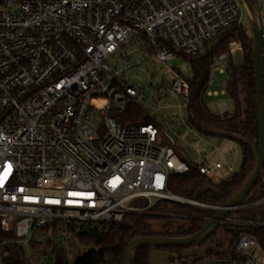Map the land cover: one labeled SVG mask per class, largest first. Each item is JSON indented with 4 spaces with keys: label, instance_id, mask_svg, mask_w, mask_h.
I'll use <instances>...</instances> for the list:
<instances>
[{
    "label": "built area",
    "instance_id": "2783aa9c",
    "mask_svg": "<svg viewBox=\"0 0 264 264\" xmlns=\"http://www.w3.org/2000/svg\"><path fill=\"white\" fill-rule=\"evenodd\" d=\"M243 10L240 0H0L1 231L13 233L28 252L30 244L54 234L52 227L106 226L127 215H149L160 201L221 210L174 197L168 185L190 167L213 187L230 180L241 165L238 154L242 162L236 142L220 139L192 166L174 151L184 137L172 124L148 115V123L125 127L117 118L129 100L147 114L159 112L164 91L183 98L177 107L186 109L189 61L203 56L219 33L243 27ZM236 51L241 54V47L232 41L211 70L224 75ZM134 54L167 67L173 79L166 90L135 86ZM177 61L179 69L173 67ZM214 84L211 72L207 87ZM220 85L219 93L207 90L205 96L223 98L216 114L223 116L225 80ZM180 124L196 133L187 120ZM221 227L237 236L235 254L225 264H264V190H252L229 209ZM8 244L0 240V264Z\"/></svg>",
    "mask_w": 264,
    "mask_h": 264
},
{
    "label": "trees",
    "instance_id": "16d2710c",
    "mask_svg": "<svg viewBox=\"0 0 264 264\" xmlns=\"http://www.w3.org/2000/svg\"><path fill=\"white\" fill-rule=\"evenodd\" d=\"M229 41L239 43L242 61L236 66L231 58L225 63V98L232 109L223 116L212 114L204 104L207 82L212 72V60L227 54ZM262 98L264 103V66L261 64ZM189 85L186 120L194 132L208 139H229L237 143L242 154V162L238 172L228 181L216 185L219 195L210 192L195 198L199 189L208 180L190 167L183 175L172 176L168 191L174 197L193 200L211 205L223 206L232 194L237 191L249 176L253 167L252 148H257V115L255 109V93L253 70L251 65V41L245 27L219 33L212 45H207L205 54L189 61V75L186 77ZM125 127L139 126L149 122V117L135 102L127 101L125 113L118 118ZM264 190V168L256 182L253 191ZM215 212L203 210L172 201L157 202L149 215H127L119 222L106 226H82V232L77 235L78 243L86 249V253L71 264H123L126 245L138 237H167L185 238L199 232ZM172 221L169 228L163 225ZM76 226H69L67 233L74 232ZM54 233V227H52ZM221 231L228 236V230L219 227L211 232L213 236ZM251 232L252 230H246ZM262 238L259 245L264 253V230L259 231ZM254 233V232H253ZM46 237L45 243L33 242L29 251H25L13 233H4L0 229V240L9 241L5 249L6 257L3 264H30L29 256L33 257L32 264H69L66 252L52 246V239ZM233 237L226 245L222 244L221 258L233 257L235 245ZM226 247V249L224 248ZM183 247H165L157 250L168 253H180ZM151 249L137 248L131 257V264H149ZM231 257V258H232Z\"/></svg>",
    "mask_w": 264,
    "mask_h": 264
},
{
    "label": "rangeland",
    "instance_id": "374dc122",
    "mask_svg": "<svg viewBox=\"0 0 264 264\" xmlns=\"http://www.w3.org/2000/svg\"><path fill=\"white\" fill-rule=\"evenodd\" d=\"M259 12L263 15L264 14V4L262 0H255ZM242 24L243 27L246 28L248 32L249 37V30L247 25V17L244 12L242 11ZM232 41H229L227 45V52L229 50V45ZM214 43V39L209 43L212 45ZM237 54V55H236ZM240 54V52H236L235 56L237 57ZM130 59L133 61L134 69L131 72L130 76H133V82L135 83V86H138L140 88H146L147 86H154L156 85L157 88L163 87L164 90H166L172 79L173 75L171 73L167 72V67L162 64H151L147 61H144L141 59L140 54H134L130 56ZM241 61H242V52H241ZM182 61H177L173 63V67L175 69H179ZM119 67V65H118ZM225 68V64L223 66ZM218 69H215L212 71V78L215 81V84L208 88V91L213 93H219L221 90L220 82L225 80L224 75H220L217 72ZM185 75H189V69L187 68ZM165 94H162V97L164 95L165 98L161 103V110L158 111H151L148 113L150 119L152 121H155L157 123H160L164 125V123L172 124L174 126L175 132H177L180 136H183V141L177 140L174 151L177 156L180 158L186 159L192 166H197L200 163V158L205 155L206 153H210L214 148L218 147L219 140L217 139H208L205 138L198 133H192L191 131L187 130L184 126H182L180 123L181 121L186 120V109H178V104L184 105L185 100L183 98H179L177 100L173 98H169L167 96V92L164 91ZM223 99L221 97L215 98V97H205L204 98V104L207 106L209 111L212 114H218L217 110V101ZM225 99V98H224ZM232 109L231 104L227 101V110L230 111ZM180 114V116H179ZM162 117H165V120H162ZM205 141H202V140ZM206 142V143H205ZM216 157H212V161H215ZM241 163V156L238 154L236 159V165L239 166ZM170 193V191H168ZM217 229V228H216ZM82 230L78 226L75 227L74 232L67 233L64 231L63 227L60 225L54 232V238L52 239V246L54 248H61L63 250H66L68 263H73L76 259H78L80 256H82L86 249H84L77 241V235L81 233ZM44 235V232H38L35 234L34 238L39 239L40 236ZM213 237L219 242V248L220 252H223V249L221 247L222 244L226 245L229 241L232 240V238H235V241L237 242V236L231 232L228 231V236L223 234L221 231H217ZM236 242L233 248V256L235 254V246ZM226 249V247H224ZM257 256H261L260 254H257ZM232 257V256H231ZM231 257L224 258L227 261L231 259ZM216 264H225V262H219Z\"/></svg>",
    "mask_w": 264,
    "mask_h": 264
},
{
    "label": "water",
    "instance_id": "95a60500",
    "mask_svg": "<svg viewBox=\"0 0 264 264\" xmlns=\"http://www.w3.org/2000/svg\"><path fill=\"white\" fill-rule=\"evenodd\" d=\"M246 12L247 25L249 30V38L251 41V65L253 70V83L255 93V109L257 115V148H252L253 152V167L245 180L244 184L235 191L229 200L223 205V208L215 213L209 219L202 229L185 238H167V237H138L128 242L124 254L123 264H131L132 253L141 247L151 249L149 255V264H168L170 260L185 259L192 252H187L183 255H169L158 248L165 247H192L201 242L210 232L222 226V221L229 215V209L239 205L253 190L264 168V103L262 98V80H261V59L260 47L263 43L262 25L259 9L252 4L250 0H240ZM241 63V54L234 56V64L236 66ZM210 192L216 196L220 193L217 188L206 183L195 194V198ZM172 221L163 225V228H169ZM50 238V232L48 233Z\"/></svg>",
    "mask_w": 264,
    "mask_h": 264
},
{
    "label": "flooded vegetation",
    "instance_id": "af4514ba",
    "mask_svg": "<svg viewBox=\"0 0 264 264\" xmlns=\"http://www.w3.org/2000/svg\"><path fill=\"white\" fill-rule=\"evenodd\" d=\"M183 248L184 249H182L180 253H168L163 251L166 254L174 256L192 252V254L185 259L170 260L168 264H216L219 262H226L224 258L219 256V254H222L220 252L219 242L211 236V232L195 246Z\"/></svg>",
    "mask_w": 264,
    "mask_h": 264
},
{
    "label": "bare ground",
    "instance_id": "6f19581e",
    "mask_svg": "<svg viewBox=\"0 0 264 264\" xmlns=\"http://www.w3.org/2000/svg\"><path fill=\"white\" fill-rule=\"evenodd\" d=\"M236 52H239V51H236ZM237 55V54H236Z\"/></svg>",
    "mask_w": 264,
    "mask_h": 264
}]
</instances>
